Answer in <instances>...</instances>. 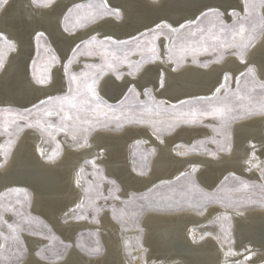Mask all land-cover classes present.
Instances as JSON below:
<instances>
[{
  "label": "bare ground",
  "instance_id": "6f19581e",
  "mask_svg": "<svg viewBox=\"0 0 264 264\" xmlns=\"http://www.w3.org/2000/svg\"><path fill=\"white\" fill-rule=\"evenodd\" d=\"M32 1L11 0L0 15V29L17 45V50L9 54L5 70L0 73V107L10 110L32 108L39 106V100L47 96L67 94L68 83L63 65L71 52L73 55L75 45L94 34L100 38L110 36L120 41L131 40L132 37L142 36V33L151 34L148 29L164 21L178 27L179 23L192 19L194 14L198 15L197 10L204 5L219 7L226 13L228 7L238 4L240 15L245 12L244 0H107L112 9L120 11L121 19L111 17L92 30L75 31L71 35L63 31L64 16L74 4L60 2L43 9L36 4L34 6ZM230 13L226 16L228 21L232 19ZM262 15L264 17V6ZM39 31L48 35L61 58L60 65L52 71L53 83L48 86H39L31 78V61L37 52L33 37ZM159 42L161 58L147 64L137 75H125L118 79L117 75L109 74L103 79L99 94L108 103L119 104L132 86L140 94L147 88L166 101L169 99L171 105L192 97H212L215 88L224 82L226 73L230 74L235 85L241 77L240 73L246 71L244 62L236 53L230 55L226 65L210 70L191 64L176 69L167 56L169 41L160 38ZM246 60L249 66L256 69V77L264 82V34ZM224 90L225 87L221 91ZM125 129L120 133L100 132L82 147L63 143L62 155L56 160L50 159L51 146L37 131L27 130L18 139L5 166L0 167V195L9 189L30 190L33 193L32 210L50 223L63 241L71 244L68 257L55 263L37 254L46 241L25 234L23 238L28 253L20 264H136L124 251L125 239L136 238V233L124 231L107 212L96 226L105 245L103 256H88L77 248L80 233L92 226L87 220L78 221L76 218L77 205L83 201L81 171L87 161L94 159L103 164L107 174L120 183L124 198L130 197L133 191L151 189L163 181L173 182L181 172L191 173L193 167L198 169L196 176L209 192L215 191L230 173L260 178L261 169L255 167V163L264 162V118L234 127V147L228 156L221 153L213 156L197 147L198 141L212 135L204 128L183 127L174 136L164 139L145 128L135 126ZM140 140L146 144L150 142L151 147L155 145L157 155L146 176H138L131 166L133 146ZM194 146L196 152H188V148ZM175 154L193 155V158H176ZM223 157L228 159L223 160ZM5 161V154L0 152V166ZM226 216L231 217L235 229L236 255L227 257L228 264L243 263L246 258V264H263L264 209L238 211L217 207L203 213H149L142 225L148 252L147 264H224L228 250L217 237L218 226L214 222ZM2 245L0 239L1 248ZM142 253L143 250L137 254Z\"/></svg>",
  "mask_w": 264,
  "mask_h": 264
},
{
  "label": "rangeland",
  "instance_id": "374dc122",
  "mask_svg": "<svg viewBox=\"0 0 264 264\" xmlns=\"http://www.w3.org/2000/svg\"><path fill=\"white\" fill-rule=\"evenodd\" d=\"M81 1L54 0V3L51 5H46V0H33L32 4H34V6L36 4V7L48 9L60 2H71L70 4L75 5L81 3ZM154 1L157 2L160 0ZM82 2V4L88 5L89 3L96 4L98 0H83ZM251 3L254 4V7L249 10L250 15L246 11L243 15H240L241 17L248 16V19L245 21L247 31L244 33L243 41L241 37H236L237 44L241 42L246 43L249 37H254L251 46L244 50L245 57L264 34L263 6H261L260 0H251ZM233 9L240 12L238 4H234L226 9L224 21L229 25L232 24L235 17H232L231 21H228L226 16ZM3 10L0 11V15ZM89 11L90 10L85 7L79 10V16L85 17L88 15ZM239 14H241V12ZM111 17L113 16L106 14L105 17L98 22H89L87 26L73 28L72 31L68 33L73 35L75 31L78 33L92 30L101 22ZM206 24L202 26L206 27ZM194 30L195 29H193V31ZM214 31L215 34L220 37L219 40L212 38L207 31L204 33L197 32L195 36L190 35L184 30H181L179 35H169L165 29L164 35L160 36L155 41L159 58L153 62H149L151 53L148 51V48L151 47L149 42L152 40V34L138 36L140 37V45L137 40H132L129 44H115L111 41L106 42L105 45L97 43H92L90 45L81 44L72 55L73 61H75L77 57L78 59L77 62L73 64L71 70L76 73L87 71L88 73L96 74L100 69L94 68L91 65H106L109 63L115 65L113 69H105V74L102 75L100 85L103 79L109 74L117 75V73H120L123 76H135L143 70L147 64L154 63L161 58L160 38L169 41V48L172 47L173 50L169 52L168 48L167 56L169 60L175 64L176 69H181L191 64V66L199 69L210 70L221 65H226L227 62L230 61V55L232 53H236L239 57L238 53L241 51L239 47L222 46L225 42L228 45L233 43L231 33H221L219 29H215ZM41 39L43 40V38ZM49 44L54 50V53L59 57L57 63L51 70L53 71L54 68L60 65L61 58L59 52H57V49L51 44L50 40ZM108 44L111 45V48L106 50L100 49L102 47H107ZM138 45L139 49L137 48ZM205 48L207 51L204 50ZM11 53L12 52L4 50L3 55L5 57V63ZM228 56H230V58ZM125 57L127 61L131 62V66L129 63H121ZM36 58L35 56L34 59ZM51 63L52 61H49L47 66L38 65L41 77H44L47 69L51 67ZM78 65H81L79 69L76 68ZM87 65L89 66L86 67ZM261 83L264 82H261L256 75L255 77H240L235 85H233L231 78L227 81L225 90L223 92L221 91L218 96L212 100V103L217 106L223 107L227 105L232 109L231 112L227 113L228 123L222 129L219 116H204L199 113L194 116L183 115V113H192L196 109L202 110L206 107L204 103L199 101L196 97L182 100L193 101L191 104L181 105L180 101L176 104L177 109L173 110V105H171L169 99L166 101V99L161 98L159 94H154L147 88L144 89L141 94L138 92L139 96H136L134 91H128L129 93L127 92L124 96L125 99L123 98L121 100L124 101L123 111L115 114L109 113L108 116H104L102 113H94L89 105L81 107L83 99L87 97V93H85V97H82L81 100L76 103V106H69V104L66 103L63 111L55 107L56 101L54 99L52 102L54 105L48 107L53 110L54 113L59 112V115L54 114L51 117L45 116L43 111L37 112V107L41 109L44 108V106L41 105L28 109L11 111H9L10 108L7 109V107L2 106L4 108L2 109V107H0V149H2L0 152L5 154L6 161L0 167L5 166L16 142L27 130L37 131L48 146H51V160L60 158L63 152V143L82 147L100 132L120 133L126 130L125 128L135 126L152 131L160 139L174 136L183 127L188 129L194 127L204 128L211 132L212 135L208 139L198 141L196 144L197 147L199 146V148L210 155L211 153H215L216 155L221 153L226 156L234 147V127L236 128L243 122H257L264 118V112L259 110V105L264 102V89L260 87ZM132 87L130 89H132ZM82 90L83 89H81V91ZM146 90L151 92V97L145 94ZM75 95L76 90L73 89L72 93L68 92L67 94L54 96L53 98L61 97V99H63V96L74 97ZM106 102L108 103L107 99ZM111 105L120 108L121 102ZM245 109H249L250 114L245 115ZM17 113H23L26 115V118H17ZM68 116H70L71 119H67ZM115 117H119V119ZM61 118H64L63 121ZM188 119H194L196 122L192 124L183 123V121ZM136 121H143V123H136ZM178 121L180 122L178 126L170 131L172 126L177 125ZM49 125H51V127H49ZM62 127L64 128L63 131L61 130ZM152 142H155L154 139H152ZM149 144L150 142L146 144L140 140L135 143L131 152L132 168L143 171L145 173L144 176L150 173L152 163L157 157L154 149L155 145L152 144L151 147ZM188 149L190 153L196 152V146ZM175 156L176 158H193V155L178 156V154H175ZM201 157L204 158L205 156ZM222 159L226 160L228 158L223 157ZM91 161H95V165H93ZM255 167L261 169L260 178H246L245 176H237V174L230 173L226 177L227 180L225 179L223 183L212 192H209L201 183L200 179L196 176V172L191 175L189 171H184L189 172L190 175L188 177H181L180 180L174 179L175 181L173 182L163 181L161 184L152 187L151 191H149V189H145L144 191H133L130 193V197L124 198L122 196L124 191L120 183L107 174L106 167L94 159L87 161L81 171L83 201L79 207L76 218L78 221L87 220L95 229L90 225L87 227L88 229L85 228L87 231H82L80 233L76 241L77 248L88 256H103L105 245L103 244V238L99 234V229H97L96 226L100 224L103 214L107 212L110 217H112V221L118 224L124 231L136 233V238H129L124 241V251L129 260L135 261L136 264H147L148 252H146L145 241L143 240L144 230L142 225L145 217L149 213H203L211 207L238 211L264 209V188L261 187L264 185V162H262V164L256 162ZM112 180L117 181L119 187L118 192L113 188L111 184ZM194 181L199 186L198 188H193L192 185ZM241 181H244L248 186L244 187ZM200 189L203 190V193L211 194L212 199H207ZM27 192L29 194L27 198L23 195L17 196L15 193L9 191L0 195V239L3 241L2 248L0 247V249H2L3 255L7 258L0 260V264H20L26 259L28 248L23 238L25 234L46 241L38 250L37 254L40 253L51 262L57 263L63 261L69 255L71 244L63 241L54 232L53 226L32 210L33 193L30 190H27ZM113 195L119 196V199L112 198ZM141 197H145V199H141ZM96 208L101 209V211L97 213L95 211ZM80 217L86 218L81 219ZM214 223L218 226L217 237L226 245L227 250L231 247V250L235 252V229L231 217H219ZM9 224L15 227V233L13 229L9 227ZM17 235L19 240L15 239ZM96 249H99V251H95ZM141 250H143V253L138 255L137 253ZM41 255L38 256L41 258Z\"/></svg>",
  "mask_w": 264,
  "mask_h": 264
},
{
  "label": "snow or ice",
  "instance_id": "6c2138e0",
  "mask_svg": "<svg viewBox=\"0 0 264 264\" xmlns=\"http://www.w3.org/2000/svg\"><path fill=\"white\" fill-rule=\"evenodd\" d=\"M9 3V0H0V11L4 9V7ZM54 3V0H46V5H51ZM261 6H264V0H260ZM87 7L90 11L87 16L85 17H80L79 16V10L84 9ZM254 7V4L251 3V0H244V9L246 12L249 13L250 15V9ZM198 15L194 14V17L192 19H187L183 23H179L178 27H174L172 24L167 23V21H164L162 24L157 23L155 25V28H150L148 29V32L152 34V40L149 42L151 44V47L148 48V51L151 53V56L149 57V62H153L157 60L159 57L157 55V45L155 44V41L162 35H164V30H167V33L169 35L176 34L179 35L181 30L187 31L190 35L195 36L197 32L204 33L205 31L208 32V34L216 39L219 40L220 37L215 34V29H219L221 33H231L232 34V41L233 43L231 45H228L226 42L222 46H233V47H239L241 51L238 53L239 58L244 62L246 71L241 72L240 76L241 77H247V76H252L255 77L256 74V69L253 66H249L248 61L246 60L245 57V49L251 46L252 41L254 37H249L247 39V42H241L239 44L236 43V37H241L243 41L244 33L247 31L245 27V21L248 19V16L241 17L240 14L233 9L230 13L232 17H235L233 20L232 24L229 25L225 23L224 21V15L225 13L220 10L219 7H214L211 5H204L202 8L198 9ZM226 11V10H225ZM75 12V15H74ZM106 14H109L116 19H121V14L118 9H112L107 3V0H98V3L93 4L89 3L88 5L84 4H76L73 5L72 8L67 9V15L64 16V22H65V27L63 29L64 32H71L73 28H81L87 26V23H95L98 22L100 19H103ZM207 22V24H206ZM202 26V25H205ZM193 29H195L193 31ZM142 36L145 34H141ZM43 38V40L41 39ZM34 42L38 47V51L36 52V59H33L31 61V78L33 79L34 83L39 85V86H48L53 83V76H52V68L53 66L57 63L59 57L54 53V50L50 47L49 40H48V35L44 31H39L34 34ZM132 40H137L139 41L140 45V37H132L131 40H125V41H120L117 40L113 37H105V38H100L98 35H92L89 39L81 41L80 44H92V43H97L100 45H105L106 42L111 41L112 43L115 44H129L131 43ZM77 44L75 45V49L80 45ZM139 45L137 48L139 49ZM108 48H111V45L108 44L107 47H102L100 48L101 50H106ZM75 49L73 51H75ZM4 50H7L9 52H14L17 50V45L14 40L9 39V36L0 29V71L5 70V57L3 55ZM172 47L169 48V52H172ZM183 50V49H182ZM207 51V49H204ZM51 54V55H50ZM91 55V54H89ZM78 57L76 58L75 61H73L72 58V52L70 53L69 57L67 58L65 64L63 65V72L64 75L67 78V83H68V92L72 93L73 89L76 90V95L73 96H63V99L61 97H56L53 98L51 96H47L45 99L39 100V105L44 106L43 109L40 107H37L34 105V107H37V112L43 111L45 116L51 117L54 114L59 115V112L54 113L53 110L49 109L48 106L54 105L52 102L56 101L55 107H58L60 111H63L64 105L67 103L69 106H76V103L81 100L82 97H85V93H87V97L83 99V103L81 107H84L85 105L91 106V109L94 113H102L104 116H108L109 113L115 114L117 112H122L124 108V101H121V107L116 108L113 107L111 104L107 103L106 100L99 94V88H100V80L102 79V75L105 74V69H113L115 65L113 64H106V65H91L94 68L100 69V71L96 74H91L88 73L87 71H82L79 73L73 72L72 66L75 62H77ZM52 61L51 67L47 69V72L45 73L44 77H41L40 71L38 70V65L40 66H47L48 62ZM121 63H129L131 66V62L127 61V58L125 57L124 60L121 61ZM87 65L86 67H88ZM117 78L122 79L123 75L120 73H117ZM230 74H225L223 76V83L220 84L218 87L215 88L212 97H199L197 98L199 101H202L204 105L206 106L204 109H196L192 113H183V115H188V116H194L195 114L199 113L204 116H219L220 117V122H221V129L227 125L228 123V115L227 113L231 112L232 109L231 107L225 105L223 107L217 106L212 103V100L215 99L218 94L221 92L222 88H224L227 84V81L230 79ZM46 81V82H45ZM74 86V87H73ZM161 86H163V80H161ZM260 87L264 89V83L260 84ZM81 89H83L81 91ZM131 92H135L136 96H139V93L135 91V88L133 87L132 89H129ZM146 95H149L151 97V92L146 90L145 91ZM127 99V98H126ZM193 101H181L180 104H191ZM173 110L177 109L176 105L172 106ZM259 110L261 112H264V102H262L259 105ZM9 111H11L9 109ZM245 115L250 114L249 109H245L244 112ZM17 118L19 119H25L26 115L23 113H17L16 114ZM116 119H119V117H115ZM62 121L64 118H61ZM67 119H71L70 116L67 117ZM196 121L194 119H188L183 121L185 124H192L195 123ZM136 123H143V121H136ZM180 122H177V125H174L171 127V130H174L176 126H178ZM51 127V125H49ZM61 130L63 131L64 128L62 127ZM162 143L163 141L160 140ZM252 147H255L253 145ZM2 150V149H0ZM154 151V150H153ZM43 155V152H41ZM211 155L215 156V153H211ZM253 158L255 157V153L252 154ZM52 157H50L51 159ZM93 165H95V161H91ZM251 163V161H249ZM198 169L193 167L191 169V175L195 173ZM133 172H135L138 176H144L145 173L143 171H140L136 168L133 169ZM190 175L189 172H181L180 175L176 177L177 180H180L181 177H188ZM234 175V174H233ZM77 186L79 185V181L76 182ZM111 184L113 185V188L115 191H119V187L117 184L116 180H112ZM241 184L244 187H247L248 185L244 182L241 181ZM193 188H198L199 186L195 183H193ZM264 188V185L261 186ZM151 191V189H149ZM200 191L203 193V190L200 189ZM9 192L15 193L17 196L23 195L26 198L29 196L28 192L26 189H9ZM203 195L211 200L212 196L211 194L208 193H203ZM112 198L114 199H119V196L113 195ZM135 198V197H134ZM141 199H145V197H141ZM81 205H77V207H80ZM95 211L99 213L101 209L96 208ZM81 219H85L86 217H80ZM9 227L13 229V232H16V229L13 225L9 224ZM7 239V238H6ZM15 239L19 240L18 235L15 236ZM67 246V245H66ZM95 251H99V249H96ZM38 255H41L38 253ZM236 253H234L231 250V247H229V250L225 253V262L224 264H228L227 257L229 256H234ZM41 258L44 259L43 255H41ZM2 259H7L3 255L2 249H0V260ZM247 259V258H246ZM246 259L243 261V264H246Z\"/></svg>",
  "mask_w": 264,
  "mask_h": 264
}]
</instances>
